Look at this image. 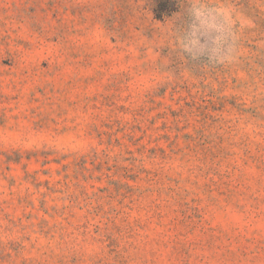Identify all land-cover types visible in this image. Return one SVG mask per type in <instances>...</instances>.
Wrapping results in <instances>:
<instances>
[{
	"label": "rangeland",
	"instance_id": "obj_1",
	"mask_svg": "<svg viewBox=\"0 0 264 264\" xmlns=\"http://www.w3.org/2000/svg\"><path fill=\"white\" fill-rule=\"evenodd\" d=\"M0 264H264V0H0Z\"/></svg>",
	"mask_w": 264,
	"mask_h": 264
},
{
	"label": "clouds",
	"instance_id": "obj_2",
	"mask_svg": "<svg viewBox=\"0 0 264 264\" xmlns=\"http://www.w3.org/2000/svg\"><path fill=\"white\" fill-rule=\"evenodd\" d=\"M221 11H223V14H224L225 18H228L230 10L222 9Z\"/></svg>",
	"mask_w": 264,
	"mask_h": 264
}]
</instances>
